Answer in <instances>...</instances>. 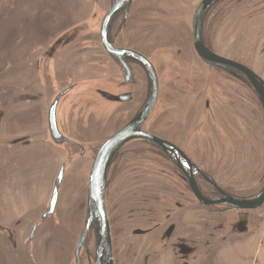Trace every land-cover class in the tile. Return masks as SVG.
<instances>
[{"label":"flooded vegetation","instance_id":"flooded-vegetation-1","mask_svg":"<svg viewBox=\"0 0 264 264\" xmlns=\"http://www.w3.org/2000/svg\"><path fill=\"white\" fill-rule=\"evenodd\" d=\"M204 1L131 0L117 9L106 26L114 55L106 50L102 38L106 16L118 0H95L92 28L81 25L70 29L35 63V82L43 81L47 87L51 62L55 61L51 57L83 34L93 35L94 75L78 81L84 83L61 97L58 113L65 106L72 111L75 100L83 101L78 123L72 125L77 131L94 127L88 112L95 117L101 113L109 116L113 131L96 146L94 156L104 141L147 104L150 84L143 57L156 71L158 94L142 130L167 143L139 141L114 158L105 199L114 264L204 262L211 244V223L205 220V234L197 239L196 208L218 218L220 230L242 231L247 226L243 213L251 210L234 209L225 197L244 200L264 191V170H260L264 162V102L247 74L252 71L264 81V66L260 70L258 59L264 52V0H208L199 10ZM196 31L211 52L206 58L196 50ZM99 57L109 60L103 64ZM78 82L55 91L51 101ZM36 98L34 95L33 100ZM59 119V132L79 149L73 153L78 155L75 161L90 159L87 141L68 136ZM47 124L43 143L65 148L68 144L57 145L50 133L48 113ZM244 162L255 163L248 171L253 174L250 182L226 184L229 181L218 177L220 173L230 177L232 167ZM227 164L232 167L227 169ZM196 165L203 172L197 171ZM3 223L0 221V231H5ZM26 223L20 221L16 227ZM93 228L81 264L95 263Z\"/></svg>","mask_w":264,"mask_h":264},{"label":"rangeland","instance_id":"rangeland-1","mask_svg":"<svg viewBox=\"0 0 264 264\" xmlns=\"http://www.w3.org/2000/svg\"><path fill=\"white\" fill-rule=\"evenodd\" d=\"M94 2L0 0V114H3L0 116V221L6 222L5 231H0V264H75V249L86 222L88 179L94 151L113 131L109 116L101 113L95 117L92 112H88V119H94V127L86 126L81 131L74 129L72 125L79 119L77 113L83 111L81 100L72 103V111L71 107H62L58 116L63 120V131L68 136L87 141L90 159L76 160L68 168L56 216L37 229L32 244L28 237L32 226L48 210L49 197L61 165L79 151L73 145L58 148L43 142L53 93L94 75L97 62H94L93 35L83 34L77 40L74 37L76 41L69 46L62 44L64 47L51 57L55 61L51 62V82L47 87L43 81L35 82L34 73L36 61L46 56L54 41L81 25L92 28L91 17L96 12ZM99 59L103 64L109 60ZM258 59L261 70L264 52L259 53ZM34 95L38 96L36 100H33ZM155 117L154 114L151 120ZM13 140L18 141L15 146ZM261 165L262 173L264 162ZM226 166L227 169L232 167ZM254 167L255 163L244 162L232 167L230 177L220 171L218 177L223 182L229 181L226 184H236L240 180L245 184L252 180L253 174L248 175V171ZM243 215L247 223L245 230L228 231L225 227L220 230L218 218L204 215L196 208V238L205 234L202 228L205 220L211 223L209 234L212 236L206 260L197 264H264V206ZM20 221L27 223L17 228Z\"/></svg>","mask_w":264,"mask_h":264},{"label":"water","instance_id":"water-1","mask_svg":"<svg viewBox=\"0 0 264 264\" xmlns=\"http://www.w3.org/2000/svg\"><path fill=\"white\" fill-rule=\"evenodd\" d=\"M208 0H205L199 10H202L206 5ZM131 0H118V2L112 7L110 12L107 14L106 24L104 27V35L102 38L103 44L106 50L110 54L115 52L112 50L109 42L106 37V26L109 24V21L113 18L118 8L129 5ZM195 46L196 50L202 58H206L208 53H211L210 50L204 45L202 41V36L197 31L195 32ZM144 63L147 65V70L149 74V96L147 99V104L145 108L125 127L116 132L113 136L104 141L93 159L90 175L88 179V193H87V216L84 230L81 234L80 240L75 249V264H81V253L83 247L86 246L87 239L93 228L96 234V257L94 264H114L113 260V246H112V236L111 228L109 223V216L106 206V189H107V180L110 174L114 158L121 151L124 150L127 146L137 144L139 141H147L152 143L161 144L165 142L156 136L144 132L142 126L145 120L151 113V110L154 107L155 100L158 94V80L157 74L153 66L146 62L143 57ZM250 80L257 87L261 98L264 102V81L256 75L254 72H247ZM84 82L77 83L70 86L65 91L60 92L56 99L51 102L48 110V122L49 130L53 138L56 140L57 145L67 143L68 145H74L76 143L68 140L66 137L62 136L58 129V107L59 102L62 96L66 93L72 92L74 88L78 85H81ZM167 143V142H165ZM78 155H71L64 163L61 165L60 170L55 179L51 195L48 201V210L39 218V220L34 224L31 234L30 242L33 243L34 237L36 235L37 229L50 217L56 215L57 204L59 200L60 191L63 185L65 175L68 168L73 164ZM192 163V162H190ZM195 165V164H194ZM197 171L201 169L196 165ZM203 172V170H201ZM199 194V192H197ZM203 202L204 199H201ZM225 202H227L234 209H243V210H257L264 206V191L259 195H255L252 198L239 200L233 198L232 196H226ZM32 246V245H31Z\"/></svg>","mask_w":264,"mask_h":264}]
</instances>
